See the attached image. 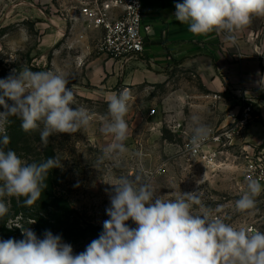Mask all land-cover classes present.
I'll return each mask as SVG.
<instances>
[{
    "label": "rangeland",
    "instance_id": "obj_1",
    "mask_svg": "<svg viewBox=\"0 0 264 264\" xmlns=\"http://www.w3.org/2000/svg\"><path fill=\"white\" fill-rule=\"evenodd\" d=\"M82 1L87 0H0V79L7 78L13 70L18 74L25 67L33 71H57L68 77L67 87L73 88L76 94V105L70 107H84L93 115L92 124L87 129L74 134L53 135L46 146L41 142L38 130L25 133L7 147L25 162L46 152L61 160L62 167L54 168L56 192L69 200L79 212L81 222L98 227L84 238L65 243L72 246L74 254L85 251L86 246L103 231V222L109 219L106 209L110 207L112 185L108 183L141 170L165 199L202 190L208 207L215 210L221 206L218 215L225 222L233 227L264 232V192L257 197L254 215L235 210V201L247 190V182L242 180L234 165L237 159L234 161L233 156L227 159L225 153L215 165L189 159L184 152V135L173 128L181 124L183 130L192 134V117L197 115L212 133L216 132L238 115L242 100L231 92L225 94L218 90L213 82L203 83L194 65H178L177 62L166 69V76L159 81L104 82L106 90L97 91L95 85L84 79L88 60L98 54L97 47L78 64L74 60L70 63V56L75 59L74 51L70 50L76 43L71 38L73 13L80 10ZM235 35L236 43L233 44L224 34L216 33L215 45L220 51L217 56L222 61L223 57L233 62L244 57L264 60V17H254L248 27ZM98 39H94L95 44ZM131 61L135 59L127 62ZM130 66V69L136 67L135 63ZM125 89L131 93L125 117L129 128L125 144L129 151L117 166L113 160L101 159L104 147L113 142V137L104 135L100 129L103 119L108 116L109 96ZM7 103L12 101L7 100ZM235 105L239 107L232 117L229 109ZM3 110L0 106V111ZM9 119L21 123L17 117ZM227 150L232 155H239L238 145L229 146ZM5 200L11 213V197ZM16 221L9 219L7 224L10 227ZM126 223L136 227L131 220ZM7 238H17V232L0 234V240Z\"/></svg>",
    "mask_w": 264,
    "mask_h": 264
},
{
    "label": "clouds",
    "instance_id": "obj_2",
    "mask_svg": "<svg viewBox=\"0 0 264 264\" xmlns=\"http://www.w3.org/2000/svg\"><path fill=\"white\" fill-rule=\"evenodd\" d=\"M175 9V19L192 34L222 33L235 44L236 33L254 17H264V0H183ZM68 83V77L57 71L27 67L0 79L4 109L0 111V219L9 212L6 197H23L24 206L31 207L41 199L50 170L62 167L56 156L26 163L7 148L9 118L17 117L25 133L39 130L45 146L53 135L74 134L91 126L93 115L86 108L70 107L76 105V94ZM130 99L127 89L109 96L108 116L100 129L113 137L101 159L113 160L117 166L129 151L125 117ZM192 122L190 151L195 154L212 129L197 115ZM108 184L112 185L106 209L109 219L85 251L74 254L72 246L51 231L46 230L41 239L30 228H21L24 239L0 240V264H264V232L225 222L218 215L221 206L208 207L202 190L165 199L142 170ZM262 192L261 180L248 177L247 190L235 201V210L254 215ZM129 220L135 228L126 223Z\"/></svg>",
    "mask_w": 264,
    "mask_h": 264
},
{
    "label": "crops",
    "instance_id": "obj_3",
    "mask_svg": "<svg viewBox=\"0 0 264 264\" xmlns=\"http://www.w3.org/2000/svg\"><path fill=\"white\" fill-rule=\"evenodd\" d=\"M142 3L144 24L148 25L147 32L143 31L146 43L142 59L121 63L98 50V54L86 62L84 79L95 85L97 91H105L104 82L129 84L131 79L135 82L141 79L159 81L166 76V69H170L174 62L194 65L203 83L213 82L225 94L231 92L240 100L248 98L252 101L257 118L247 126L243 139L248 145L264 152V60L244 57L239 62H233L223 57L222 61L217 56L220 51L215 45L216 32L194 35L186 24L175 19V4L179 2L142 0ZM73 21L71 38L76 43L70 52L74 51L75 59L70 56V63L74 60L78 64L82 57L91 55L96 46L94 39L101 36L102 30L88 22L80 10L73 13ZM228 55L231 59V53L228 52ZM131 63H135L136 67L130 69ZM238 107L235 105L229 109L232 117Z\"/></svg>",
    "mask_w": 264,
    "mask_h": 264
},
{
    "label": "built area",
    "instance_id": "obj_4",
    "mask_svg": "<svg viewBox=\"0 0 264 264\" xmlns=\"http://www.w3.org/2000/svg\"><path fill=\"white\" fill-rule=\"evenodd\" d=\"M80 11L86 20L102 30L96 44L97 49L108 58L121 63L130 59L137 60L144 52L148 25L143 20L142 0H87L82 1ZM257 118L254 105L248 98L242 100L240 112L227 125L211 133L209 139L194 154L190 151L191 135L181 128L173 126L175 131L184 135V152L189 159H200L209 165H215L220 155L227 159L234 157V163L243 181L248 177L261 180L264 185V152L248 145L243 139L247 126ZM238 145L239 155H232L227 148ZM161 169V168H160Z\"/></svg>",
    "mask_w": 264,
    "mask_h": 264
},
{
    "label": "trees",
    "instance_id": "obj_5",
    "mask_svg": "<svg viewBox=\"0 0 264 264\" xmlns=\"http://www.w3.org/2000/svg\"><path fill=\"white\" fill-rule=\"evenodd\" d=\"M7 134L10 137V143L14 144L25 132L20 124L12 122L6 127ZM9 146V145H8ZM7 146V147H8ZM51 153V152H50ZM48 157H52L49 152L36 157L34 160H28L26 163L40 162ZM55 169L50 170L47 178V187L44 189L41 199L31 207L23 204L24 198L19 200L11 197V213L0 219V234L10 235L12 231L17 232V241L24 239L21 228H30L38 238L43 239L46 230L51 231L53 235H59L62 241H75L86 237L88 233H94L98 227L88 222H81L79 212L73 208L69 200L56 192L54 187ZM9 219H17L16 224L8 226ZM3 240H8L3 239Z\"/></svg>",
    "mask_w": 264,
    "mask_h": 264
}]
</instances>
